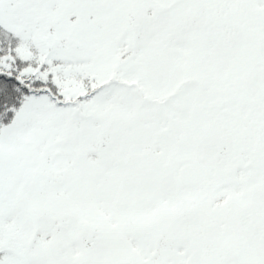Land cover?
I'll return each instance as SVG.
<instances>
[{
  "label": "snow or ice",
  "instance_id": "snow-or-ice-1",
  "mask_svg": "<svg viewBox=\"0 0 264 264\" xmlns=\"http://www.w3.org/2000/svg\"><path fill=\"white\" fill-rule=\"evenodd\" d=\"M0 264H264V0H0Z\"/></svg>",
  "mask_w": 264,
  "mask_h": 264
}]
</instances>
